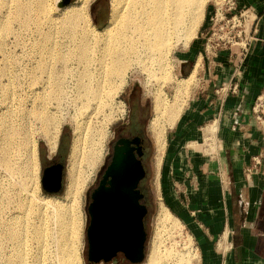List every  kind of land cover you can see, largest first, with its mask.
<instances>
[{
    "label": "rangeland",
    "instance_id": "rangeland-1",
    "mask_svg": "<svg viewBox=\"0 0 264 264\" xmlns=\"http://www.w3.org/2000/svg\"><path fill=\"white\" fill-rule=\"evenodd\" d=\"M45 1L51 13L58 17V20H61L64 15L62 7L70 3L74 7H78L79 2V0H69L68 3L59 6L62 0ZM33 2L34 0H6L5 5H0V20H5L8 17L13 22L10 29L4 32L1 29L2 23L0 21V128L1 123L4 121L12 127V132L15 134V142L8 146L4 145L0 138V150H5L4 153L7 154L5 155L8 160V164L0 160V264H7L8 257L12 254L11 244L14 243L6 242L5 238L8 226L13 224L14 221L17 222V220L19 224L22 222L21 218H14V216H28V220L25 222L29 225H26V228L24 227L26 236L21 241L27 252L25 255L27 263L61 264L60 257L63 249L60 246L62 242L59 240V220L55 216H58L57 211L64 196L68 155L75 136L74 131L79 123H83L91 132L105 134L102 142L101 160L89 177L81 200L78 264H90L86 255L89 195L93 187L101 179L109 163L112 143L116 134L126 135L128 133L127 124L129 123L130 106L137 102L147 105V109L143 113V123L139 129V133L146 138L145 144L147 148L144 157L146 178L143 183L147 191L148 203V214L144 222L147 232L145 258L142 262L131 263L122 254H118L109 263L100 262L97 264H150L149 254L154 246L159 250V264H199L200 254L195 240L182 220L177 218L174 212L168 209L172 215L171 220L173 222L157 223L160 204L163 203L166 206V200L160 194L159 185L162 182V164L164 163L165 148L173 125L166 129L165 147L159 170L156 171V146L149 130V122L153 117V102L151 88L147 87L144 75L139 71L131 70L127 73L121 89H114L112 93L110 92L106 104L98 106L96 102H87L85 98L78 97L79 89L76 85V76L77 68L80 65L76 56L72 53V50L75 49V39L71 34L62 32L65 29L63 24H55L53 27H49L50 29L47 26H43L44 29H49L54 34H52L53 41L56 42L55 45L58 48H61V53L67 50L66 53H69V56L63 60L49 58L48 62L51 63L50 70L59 81V85L62 83L63 86L60 85L61 92L58 97L55 99L50 97V100L47 99L41 102L40 95L49 94L52 90V83L49 73L37 68L39 62L43 61L41 47L46 46L44 43V45H41V31L36 28L34 23L26 26L30 20L43 19L42 15H35L30 10L33 7ZM18 5H23L26 9L25 12L20 10V12L16 13L15 9ZM7 6L10 8L8 9ZM247 8L250 7L244 6L243 3L241 4V0H204L202 13L200 12L201 17L199 16L200 19L197 21L199 24L197 25L196 23L197 26L195 25L193 28L187 44L185 45L184 43V35L182 33H180L181 36L178 34L174 37V43L168 53L173 79L185 78L193 73L192 86L185 92L184 95L186 97L182 96L181 103L185 105L187 99L200 85V73L202 70L200 45H204V53L208 50L211 54L221 49L229 50L231 57L236 56L239 52L246 53L245 49L248 47L246 45H248L252 37L249 36L250 40L246 43L245 39L246 36L250 35L251 23L254 25L256 19V14H254L255 18L252 19L253 15L249 16V13H245L244 16L240 17L239 13H242V10ZM250 10L252 11V8ZM85 11L88 14L89 22L95 28L100 29L106 24L110 16L111 0H88ZM21 21H23V24H21ZM83 24L79 23V26L74 28L77 37L82 36L85 32H89L88 37L99 34L96 29ZM59 26L62 27L58 28ZM94 54L97 55L98 51L94 50ZM192 62L193 65L195 64L194 66H190ZM238 64L241 65V62ZM58 75L59 77H57ZM163 89L169 98L172 97L171 83L166 84ZM215 89L222 93L221 90L226 88H224V85H220L216 86ZM229 91L235 92L236 90ZM44 106L48 107L50 114L54 117L53 121H51L52 129H54H51L52 132H58L57 147L54 152L49 150L41 120L36 118L35 114H31L34 111H43ZM30 110L31 112H29ZM257 124L262 125L259 122ZM261 129L264 130V125ZM0 137H2L1 134ZM27 137L34 142L35 148L32 154L25 156L18 146ZM57 161L64 165L62 188L58 193H49L43 189L41 178L46 165ZM255 163H260L259 158ZM22 182L24 186L21 184ZM47 196L54 198L46 202L43 198ZM20 199H24L26 203V213L24 215L22 214L24 210H21L18 206ZM36 228L45 229L43 237L35 236L34 231ZM39 238L41 239L38 242L37 239ZM13 264H16V262H13Z\"/></svg>",
    "mask_w": 264,
    "mask_h": 264
},
{
    "label": "crops",
    "instance_id": "crops-1",
    "mask_svg": "<svg viewBox=\"0 0 264 264\" xmlns=\"http://www.w3.org/2000/svg\"><path fill=\"white\" fill-rule=\"evenodd\" d=\"M242 3L256 14L246 53L200 45V85L171 127L162 164L160 194L194 238L199 264H264V130L251 111L264 83V0Z\"/></svg>",
    "mask_w": 264,
    "mask_h": 264
},
{
    "label": "bare ground",
    "instance_id": "bare-ground-1",
    "mask_svg": "<svg viewBox=\"0 0 264 264\" xmlns=\"http://www.w3.org/2000/svg\"><path fill=\"white\" fill-rule=\"evenodd\" d=\"M87 2L88 0H79L78 7H74L71 3L62 7L64 15L61 20H58V17L51 13L45 0H34L33 2V7L30 10L35 15H42L43 19L30 20L26 26L34 23L36 28L41 31H39L42 34V38L39 37L41 38V45L46 44V46L41 47L43 61L39 62L37 68L48 72L52 83V90L49 94H41L40 100L43 102L50 97L55 99L61 92L60 85L62 83L59 85V81L50 70L51 63L48 62L49 58L63 60L69 56V53H66V49L64 53H61V48H58L55 45L56 42L53 41L52 36L54 34L49 30V27L60 23L65 28L62 32L71 34L75 39V49L72 50V53L76 56L80 65L78 68L76 67L78 97L85 98L87 102H96L98 106L104 105L110 92L112 93L114 89H121L129 71H139L144 75L147 87L151 88L153 117L149 122V130L156 146L155 161L156 171H158L165 147L166 129L171 127L179 116L184 105V103H181L182 96H185V92L192 86L193 81V73L185 78L173 79L168 53L174 43V37L180 33L184 35L183 40L185 45L187 44L193 28L200 19L199 16L201 15L200 12L204 0H111L110 16L106 24L100 29L95 28L89 22L88 14L85 11ZM5 4L6 0H0V5ZM7 7L8 9L10 8L9 6ZM15 10L18 13L20 10L25 12L26 9L23 5H18ZM0 21L2 23L1 29L4 32L8 31L11 23H13L8 17ZM79 23L87 24L88 27L96 29L99 34L88 37L89 32L86 33L84 30L85 33L77 37L74 28L79 26ZM21 24H23V21H21ZM43 26H47L49 29L46 30ZM61 27L59 26L58 28ZM94 50L98 51L97 55L94 54ZM170 83L172 97L169 98L163 88ZM6 92L8 91L6 90ZM51 103L49 104L51 105ZM40 105L42 106V104ZM47 109L48 107L44 106L43 111H34L31 114H35L36 118L41 120L49 150L54 152L57 147L58 132H52L54 129H52L51 121H53L54 117ZM74 132L75 136L66 165L64 196L57 211L58 216H55L59 220V240L62 242L60 246L63 249L60 257L61 264H78L79 262L78 237L80 234L82 193L89 177L101 160L102 142L105 136L103 133L98 134L89 131L83 123L77 124ZM0 134L4 145L8 146L15 142V134L12 132V127L4 121L1 123ZM18 148L26 156L34 152L35 144L27 137L19 144ZM4 151L0 150V160L8 164L7 154ZM21 184L24 186L23 182ZM53 198L47 196L43 199L47 202ZM25 205V200L20 199L18 206L21 210H24L23 215L26 213ZM171 216L168 208L161 203L158 208L157 223L173 222ZM15 217L21 218L22 222L19 224L18 220L17 222L14 221L6 230V242L14 243L11 244L12 254L8 257L6 263L28 264L25 259L27 252L24 244L21 243L23 237L26 236L25 226L29 225L25 222L28 220V216ZM34 232L36 237H43L45 229L36 228ZM40 239H37L38 242ZM152 248L149 254V263L159 264V250L155 246Z\"/></svg>",
    "mask_w": 264,
    "mask_h": 264
},
{
    "label": "water",
    "instance_id": "water-1",
    "mask_svg": "<svg viewBox=\"0 0 264 264\" xmlns=\"http://www.w3.org/2000/svg\"><path fill=\"white\" fill-rule=\"evenodd\" d=\"M68 2L62 0L59 6ZM137 143L138 138H120L116 142L100 184L91 194L86 228V255L90 264L109 263L118 254L131 263L145 258L147 207L139 202L142 193L138 185L146 172L140 159L141 147L133 145ZM63 168L62 163L44 168L41 178L44 190L49 193L61 190Z\"/></svg>",
    "mask_w": 264,
    "mask_h": 264
},
{
    "label": "flooded vegetation",
    "instance_id": "flooded-vegetation-1",
    "mask_svg": "<svg viewBox=\"0 0 264 264\" xmlns=\"http://www.w3.org/2000/svg\"><path fill=\"white\" fill-rule=\"evenodd\" d=\"M145 109H147V105H144V104H141V103H138V102L135 103V104H131L130 110H129V115H128L129 123L127 124L128 133L126 135H123L121 133H119V134L117 133L116 134L115 140L112 143L111 155H110L109 162L111 161V157H112L114 145L116 144V142L120 138H126V139H129V140H132L134 138H138V143L137 144H133V145L135 147H138V146L141 147L142 156L140 157V159L142 161V164H143V166L145 168V172H146V166L144 164V157H145L146 149H147L146 148V144H145L146 138L143 137L139 133V129H140L142 123H143V113H144ZM135 152H136V150H135ZM55 163H59V162L57 161ZM55 163H51L50 165H53ZM50 165L48 164V165H46V167L47 166H50ZM145 178H146V173H145V177L140 181V183L138 185V189L142 193V197L139 199V202L142 203V204H144V205H146V207H147L146 216H147V214H148V203H147V195H146L147 191H146V188L143 186V183H144ZM99 184H100V180L97 182L96 186L93 187V190L91 191V193L89 195L90 197H91L92 192L99 186ZM144 222H145V219H144Z\"/></svg>",
    "mask_w": 264,
    "mask_h": 264
},
{
    "label": "built area",
    "instance_id": "built-area-1",
    "mask_svg": "<svg viewBox=\"0 0 264 264\" xmlns=\"http://www.w3.org/2000/svg\"><path fill=\"white\" fill-rule=\"evenodd\" d=\"M245 13H249V16L253 15L252 19L255 18V15L250 10V8L242 10V13H239L240 17L244 16ZM251 25H252V23H251ZM236 88H237V81L233 82V84L230 85V87L227 89V91H229V90L235 91ZM251 111H252V114H253L256 122H259L263 126L264 125V84H263L262 91L255 98V100L251 106Z\"/></svg>",
    "mask_w": 264,
    "mask_h": 264
}]
</instances>
